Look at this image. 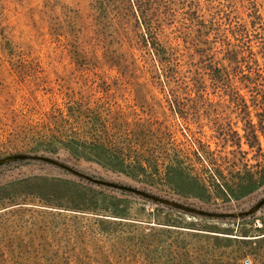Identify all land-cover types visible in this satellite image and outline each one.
<instances>
[{
	"label": "rangeland",
	"instance_id": "obj_1",
	"mask_svg": "<svg viewBox=\"0 0 264 264\" xmlns=\"http://www.w3.org/2000/svg\"><path fill=\"white\" fill-rule=\"evenodd\" d=\"M244 260L264 0H0V264Z\"/></svg>",
	"mask_w": 264,
	"mask_h": 264
},
{
	"label": "built area",
	"instance_id": "obj_2",
	"mask_svg": "<svg viewBox=\"0 0 264 264\" xmlns=\"http://www.w3.org/2000/svg\"><path fill=\"white\" fill-rule=\"evenodd\" d=\"M252 225L254 227H260L261 226V223H260V220L258 218H255L253 221H252ZM244 263L245 264H248L249 261L248 260H244Z\"/></svg>",
	"mask_w": 264,
	"mask_h": 264
}]
</instances>
